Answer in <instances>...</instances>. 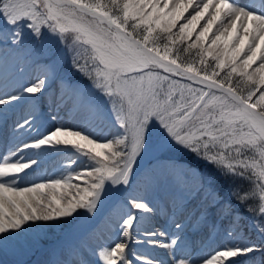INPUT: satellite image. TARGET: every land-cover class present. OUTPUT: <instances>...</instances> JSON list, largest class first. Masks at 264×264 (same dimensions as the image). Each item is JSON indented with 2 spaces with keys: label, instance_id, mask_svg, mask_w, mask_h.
<instances>
[{
  "label": "snow or ice",
  "instance_id": "1",
  "mask_svg": "<svg viewBox=\"0 0 264 264\" xmlns=\"http://www.w3.org/2000/svg\"><path fill=\"white\" fill-rule=\"evenodd\" d=\"M0 22L14 29L13 44L23 42L27 28L37 39L47 33L68 45L74 69L91 81L88 90L68 88L72 110L84 114L79 123L60 119L41 132L32 112L17 122L15 132L35 135L0 157V241L59 229L68 255L81 259L53 264H90L83 245L72 242L81 221L94 220L131 185L145 153L183 151L209 171L174 174L180 183L191 179L186 196L203 192L208 208L186 225L174 203L172 230L145 231L141 242L167 250L169 264H244L264 254V0H0ZM51 73L45 66L12 91L5 82L0 113L36 100ZM49 153L67 154V163L32 175ZM221 178L234 182L226 195ZM233 201L247 205L259 240L241 234ZM128 204L135 211L122 217L116 240L93 251L94 264H161L128 258L137 220L154 211L142 198ZM209 212L229 221L227 238L195 258L186 251L187 226L200 228Z\"/></svg>",
  "mask_w": 264,
  "mask_h": 264
},
{
  "label": "rangeland",
  "instance_id": "2",
  "mask_svg": "<svg viewBox=\"0 0 264 264\" xmlns=\"http://www.w3.org/2000/svg\"><path fill=\"white\" fill-rule=\"evenodd\" d=\"M239 3L243 5L246 2L240 1ZM189 11H191V9ZM185 15H188V13ZM181 22H183V20ZM202 24L203 21L201 22V26ZM26 30L27 28L24 29V32ZM12 31H14V29H10L0 22V91L3 90L5 82H7L8 91L11 89L13 90V88H18L21 85L24 87L28 86L29 83L34 82L36 76L45 66L52 68V73L50 74L45 89L41 93L36 94V100L24 99L18 101L9 106L6 114L0 113V157L7 154L9 147H11L13 143L19 140L30 142V137L35 135V133H30L27 130H25V132L14 131L17 122L22 123L29 112H32L37 117V126L40 128L41 132L52 128L60 119L69 123H79L84 118L83 113L72 110V104L68 94L69 86L67 85V89H65L61 85V83L64 85V80L61 79L62 73L56 78L59 66L65 55V49L68 48V45L58 43L45 33L41 41L37 44H33L32 41L31 43L33 45L30 44L29 41L25 43L24 40L22 43H19L28 45L26 46V50H29L30 45L33 46L29 51L25 52L23 49L19 48V45L12 43ZM3 35L4 38H2ZM7 38L10 39V41L4 42L3 40ZM69 39L71 41V37ZM45 43H49L47 48ZM14 45H17V47L13 48L12 46ZM18 49L21 53L25 52L26 59L22 60ZM70 52L72 55L70 54L69 59H71L72 63L73 52L71 50ZM40 56L41 58L39 59L38 57ZM5 60L9 62V65L7 62L5 65ZM27 63H29V65H26ZM78 75L80 76L78 83L70 87L77 88L80 84H86L90 88L91 81L81 74ZM61 88L63 92H60ZM25 95L27 96L28 94ZM62 96L63 101H61ZM38 111L39 113H37ZM53 116L57 117L56 121L52 119ZM105 125L106 131L111 129L108 120L105 121ZM111 131L114 134L115 130L111 129ZM158 133L159 128L153 127L151 133L152 139L155 138ZM66 155L65 153H49L45 155L42 157L39 169L32 175L39 174L41 176H46V174H51L54 169L67 163L65 159ZM156 155H154L155 158L152 157L151 165L142 167L131 179H133L134 182L137 181V185L143 188V193H137L135 197L145 198V201L149 203L150 207L157 210L158 213L165 211L163 220L167 215L165 218L167 221H160V229L162 230L163 228V230L166 229L171 231L172 228L170 227L169 218L172 214L174 203L180 206L181 212L178 214V218L183 220L186 225L193 217H199L201 213L206 212L208 205L204 203V193H202L194 203L193 200L187 202L188 196H186V192L188 188H186V186H181L178 182L177 176L174 174L177 172V169L165 165L158 160V156L156 157ZM47 165L50 167H47ZM226 194L227 192H222V195ZM100 210L96 214L94 220H82L81 223L86 224L90 221L97 222ZM130 211L135 210L131 209V206H127L123 201L117 202L106 211L97 225L91 228H83V231L72 241L83 245V258L87 259L90 264H94L96 257L93 255V251L98 250V246L109 245L118 238L119 225L122 223V217L126 218V215ZM207 214L208 220L200 228L197 229L191 225L187 226L190 248L186 249V251H191L195 258L211 253L214 248L227 238L225 230L229 226V221H221L214 212H209ZM143 227V222L141 218H139L137 220V227L133 230L132 241L128 243V258L130 260L135 261L137 257L138 240L144 237ZM247 234L248 232L243 236L246 237ZM60 238L62 239L60 240ZM53 242H55V245L51 246L50 243ZM67 243L68 241H66L64 234L59 229L41 233L39 236L29 234L28 236H22L20 238L9 239L5 237L4 240L0 241V264H35V261L36 264H53L55 261H62L65 259H81L80 256L68 255ZM41 249L43 250L41 251ZM257 253L246 257L244 264H258L256 260V256H258ZM24 260L25 262H22ZM169 260L170 258L166 264H169Z\"/></svg>",
  "mask_w": 264,
  "mask_h": 264
},
{
  "label": "trees",
  "instance_id": "3",
  "mask_svg": "<svg viewBox=\"0 0 264 264\" xmlns=\"http://www.w3.org/2000/svg\"><path fill=\"white\" fill-rule=\"evenodd\" d=\"M23 40L25 41V43H27L29 41V43L32 44L31 43V41H32L33 44H37L41 41V38L37 39V38L31 36V34L29 33V31L27 29L24 32ZM48 44L49 43H45L46 48L48 47ZM21 45L23 47L28 46V45H23V44H21ZM32 47L33 46L30 45L29 50ZM29 50H27V51H29ZM64 54L65 55H64V58H63L60 66H59L56 78H58V76L62 73L61 79L64 80V85H63V83H61V85L63 88H67V85L72 86L73 84L78 83V80L80 77L78 74H80V73L74 69L73 62L71 63V59H69L70 54L72 55L69 47L65 49ZM38 58L40 59L41 56ZM77 88H79L81 90H88L89 87L86 84H80V86ZM158 136H159V133H158V135L155 136V138H153V140H155ZM158 160L161 162L165 161L164 164H166L172 168H176L178 170L183 169V168L199 167V169L203 172L209 171L207 166H205L202 162L196 161L193 156H191L189 153H186L183 151H174V152L170 151V152H167L164 154L160 153L158 155ZM149 165H151V161L148 163V166ZM137 183H138L137 181L134 182V180H133L131 185L125 190V192L123 193V195L121 197V200L124 201L125 203H127V205H129L128 200L135 197V194L143 193V188L138 186ZM191 183H192V181H191V179H189L187 181V183H180V184L182 186L190 187ZM235 183H240V182L237 181ZM220 186L223 189V192H228V190L234 186V182L231 179L221 178ZM245 187H247V185H245ZM202 193L203 192H201L200 194H202ZM190 197H192V196H189V198ZM139 198H141V197H139ZM142 199L145 200V198H142ZM118 202H119V200H118ZM232 205H234V206H232L234 209V215L239 220V226H240L239 231L241 232V234L245 236V234L248 232V234L246 236L247 238L252 239V240H259L261 238L260 233L253 227L252 217H251V214L247 211V205L236 204L234 201H233ZM257 255H258V256H256L257 263L258 264H264V254L258 252ZM22 262H25V260Z\"/></svg>",
  "mask_w": 264,
  "mask_h": 264
},
{
  "label": "bare ground",
  "instance_id": "4",
  "mask_svg": "<svg viewBox=\"0 0 264 264\" xmlns=\"http://www.w3.org/2000/svg\"><path fill=\"white\" fill-rule=\"evenodd\" d=\"M154 153H155V151H149V152L145 153L143 158L139 161L136 170H138V168H140L142 166V164L145 162V160H147ZM161 214H162V212L158 213L157 210H154L152 213H149V214H146V215L142 214L141 221L143 222L144 232L145 231H158V230H160L159 222L161 221V217H162ZM89 225L90 224H88V226ZM83 227L85 229L87 227V225L83 226ZM81 231H83V229H81ZM143 239H144V237L141 240H138L139 243H138V246H137V248H138V252L136 254L137 257H139V256L148 257V258H152L154 260L160 261L161 264H166L168 262V259H169L167 250H165L163 248H160V247H155V248L150 247L146 243H142L141 242V241H143ZM50 244H51V246H54L55 242L50 243ZM47 247H50V246H47ZM42 250L43 249H41V251ZM35 264H36V261H35Z\"/></svg>",
  "mask_w": 264,
  "mask_h": 264
}]
</instances>
